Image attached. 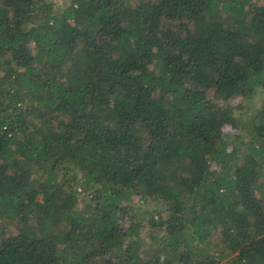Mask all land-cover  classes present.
I'll return each mask as SVG.
<instances>
[{"label":"trees","instance_id":"1","mask_svg":"<svg viewBox=\"0 0 264 264\" xmlns=\"http://www.w3.org/2000/svg\"><path fill=\"white\" fill-rule=\"evenodd\" d=\"M0 264H264V0H0Z\"/></svg>","mask_w":264,"mask_h":264},{"label":"rangeland","instance_id":"2","mask_svg":"<svg viewBox=\"0 0 264 264\" xmlns=\"http://www.w3.org/2000/svg\"><path fill=\"white\" fill-rule=\"evenodd\" d=\"M55 2L57 3V4H62L63 2H67V0H55ZM238 107H242V106H246L247 105V103H246V101L243 99V98H240V99H236L235 100V102H234ZM249 105V104H248ZM248 111H249V109H248ZM248 111H245L244 113H245V115H244V118H247L248 119ZM239 112H240V110H239ZM234 129H236V128H234ZM237 130V129H236ZM245 130V129H244Z\"/></svg>","mask_w":264,"mask_h":264}]
</instances>
